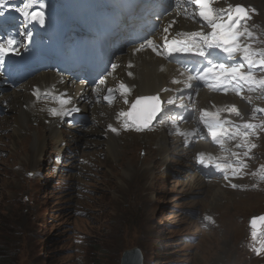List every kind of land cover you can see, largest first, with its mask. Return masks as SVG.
Instances as JSON below:
<instances>
[{
    "label": "rangeland",
    "instance_id": "1",
    "mask_svg": "<svg viewBox=\"0 0 264 264\" xmlns=\"http://www.w3.org/2000/svg\"><path fill=\"white\" fill-rule=\"evenodd\" d=\"M25 2L0 0V8L4 5L3 14L14 13L25 22L26 17L17 11ZM79 2L75 0V7L69 4L66 9L65 0H35L25 11L38 4L54 8L61 28L70 31V35L79 30L76 35L81 38L86 36V26L66 27L68 21H74V12L84 23L75 11L81 12ZM235 4L244 6L249 14L241 22L248 24L251 34L239 38L243 48L247 37L258 36V29L264 32V0H253L251 5L241 4L240 0H213L212 8L219 10ZM197 22L201 23L200 19ZM21 31L29 40L30 31L25 23ZM74 39L70 36L69 41ZM258 46L251 43L257 66L264 59L255 49ZM261 67L249 69L245 63L242 71H251L253 79L246 81L243 98L250 100L240 109L233 98L239 92L234 83L218 94L211 90L219 97L214 101L226 123L225 129H230L220 143L208 132V119H201L204 112L197 103L198 94L187 104L191 109L187 122L199 132L191 144L179 134L177 122L171 117H177L181 109L170 107L168 115L162 113L158 122L143 130L129 125L126 117L120 120V105L99 108L105 115L104 122L111 123V130L116 129L113 135L118 150L112 149L102 134L105 124H95L85 115L83 128L60 126L57 130L66 133L64 141L57 142L46 131L52 129L47 116L39 112V121H30L27 127L20 103L12 102V91L0 94V264H121L124 251L131 248L142 252L143 264H264V226L255 238L248 228L250 217L264 214V186L260 183L264 184V173L259 174V165L264 166ZM39 74L33 73L31 77ZM29 81L15 89L17 95L29 88ZM136 99L137 96L133 100ZM176 100L173 98L172 105ZM233 107L237 112L230 111ZM246 124L254 127L247 128ZM164 126L170 135L164 130L163 140L160 132L150 134ZM181 138L177 145L172 141ZM47 141L52 143L44 153L41 147ZM225 141L224 146H219ZM199 143L211 154L225 155L224 163L239 168V175L231 173L226 180L208 172L197 162L202 150ZM228 156L231 160H227ZM230 177H239L245 193L232 191L236 190L232 186L225 188ZM196 179L201 180L198 185ZM220 186L225 188L222 197L216 194L221 192L217 190ZM252 187L255 189L249 190Z\"/></svg>",
    "mask_w": 264,
    "mask_h": 264
},
{
    "label": "bare ground",
    "instance_id": "2",
    "mask_svg": "<svg viewBox=\"0 0 264 264\" xmlns=\"http://www.w3.org/2000/svg\"><path fill=\"white\" fill-rule=\"evenodd\" d=\"M240 1H241V4L243 2L245 4L251 5L253 0H240ZM132 2H134V0H82V3L85 4V6H83L84 12L86 14H90L93 18H97V19L102 20V21H107L109 19L108 17L111 16V19L108 22V26H106L107 30L105 29L107 33L102 34L103 37L111 36L112 34H115L118 29H122L125 24L127 25L125 20L117 19L115 14H116L117 9L119 7H124L125 5L129 6V5H131ZM150 2H149V4H151ZM135 4L140 9H143L145 5H149V4H146V0H138ZM101 5L108 8V11H106V12L113 11L112 15H108V14H104V13L98 14L97 10ZM151 5H155V8L157 10H160L158 8V7H161L160 2L159 3L152 2ZM212 6H213V2L211 3V7ZM177 8L183 10L181 17L176 18V16L174 14H172L168 17L163 18V22L165 23L164 28L167 27V25L169 23H171L172 21H175V24L173 25L172 29H169V33H165V32L163 33L162 44H164L165 36H167L168 40H170V39L177 38V33L193 32V31H201V30H203L204 32L211 31L208 28L201 29L196 25L194 20L199 18V16L196 15L195 18H193V15L196 13L197 9H193L192 6L191 7H185L184 2H181V1H179ZM221 9H226V8L225 7L219 8V10H221ZM84 12H82V14ZM83 17L85 19V16H83ZM189 17H191L193 20L192 21L188 20ZM115 22H117V24ZM33 24L37 25V26L39 25L38 22H34V21H33ZM103 24L104 23H100L99 26L102 27ZM112 24H113V27H111ZM45 35L49 36L48 37L49 40H47L45 42V45H44L45 50L52 54V59L56 63V65H62V66H66L67 68H69L68 65H70V64H67L66 62H64V61L69 60V56L66 55L65 53L63 54L61 52L62 35H61L60 28L58 27V25H55L54 28L50 29V31L48 33H45ZM197 40L199 41V38H197ZM154 43L157 44L158 41L156 39H154ZM75 44L77 45L78 48L92 49L93 45H95L96 42L94 43V42L90 41L89 44L85 45V42L80 41V39H79L78 41L75 42ZM27 48L28 49L34 48V49L42 50L41 42L37 38V33L33 34L32 39H31ZM57 49H59V52L57 54H54L57 52ZM214 49L216 50V48H213V50ZM158 50L160 51V48ZM218 50L221 51L220 49H218ZM222 54H223L224 60H226L230 63H233L236 60L241 59V54H238V53L235 54V58L231 59V60L228 59L227 53L222 52ZM59 57H62V58L59 59ZM61 61H63V62H61ZM115 62H116L115 65H117V68L115 70L114 69L110 70L109 76L104 78L103 83H100V84H98V86H95L92 88L87 87L84 90H81L77 87L78 90H76L77 91L76 96L71 93L72 91L75 90L74 87L72 86V87H65L64 88L63 84L58 79V77H59L58 73L55 74L54 71H51V72H46V73H40L39 75H37L33 79L34 80L33 82H36L35 87L29 88V90L28 89H24V91L20 90L19 95L16 94V91H12V94H11V97H13L12 102L13 103H20L21 109L23 110V114H22V116L24 117L23 121H25L27 127H29L30 121H32V122H36V121L38 122L39 121L40 116L38 114L40 112L39 111L40 108L47 109L48 112H51V111H53V108L55 106H61L67 110L70 109L74 113H78V115L88 116L89 119L95 124L96 123H98L99 125L105 124L104 127L102 126L103 127L102 128V134L105 136L107 143L109 144V146L112 149H114V148L117 149V147H116L117 142L115 143V141H114L115 137L113 135V131L111 130V128L109 126L111 123L110 122H108V123L104 122L105 121V115L103 114V112L101 113L99 110V108H102V107L107 109V106H109V105L106 104L105 101H107V102L113 101V98H111V97L108 100H105V96L110 94L109 89H113V91H115L116 94L121 99H124V101H125V99L126 100L130 99L134 95L139 96V97L159 95L160 100L164 99L166 101L170 100L172 97H180V100L182 103V108L188 107L187 104L189 103V101H191V99H193L194 95L198 94L197 103L200 105L201 110H203L204 113H207V115L205 117L207 119L217 120V124L221 125L225 129V125L223 123V120H221L222 117H220V114L218 112L219 108L217 107V105L214 101V99H218L219 97H218V95H213L212 91L209 92V89L207 88V83H212V81H213V77H211L210 75L207 74L205 79H203V80L200 79L198 81V85L193 86V82H195V81L190 80L189 76H187V74H185L181 70H178V68L175 67L173 64L166 62L164 57H163V54L157 55V53L154 51H145V52H140V53H134L132 51L127 50V52H125L123 55H121L120 57H117ZM69 63H71V62H69ZM98 67H99L98 64H92L91 68L86 71V76L93 75L96 72ZM59 73L63 75V74H66L67 71L66 70L60 71ZM129 73H131V75H129ZM68 80H69V78L66 77V81H68ZM121 83H124L128 88V92L124 95L121 94L122 90H120V88H119V85ZM189 84L191 85V87L188 86ZM48 85L50 86V90L48 93H46V92H44V89ZM166 85H167L166 89L163 90L162 89L163 86H166ZM215 89L216 90H223V87L219 86ZM73 97H75V98H73ZM39 99H41V100H39ZM100 103H103L107 106L100 104ZM237 103L240 105L239 99L237 100ZM167 104H169V103H167ZM125 107H126V104L124 103V106L122 105V108L119 111V114L121 112H125ZM165 108H167V106ZM239 109H240V107H239ZM67 115L68 114L65 113V118L67 117ZM107 115H109V114H107ZM113 118H117V116L114 115ZM113 118L111 117V121H115ZM230 120H232V119H230ZM212 123H214V122H212ZM115 126H116V124H115ZM181 126L182 127L180 130L184 133V137H185L184 140L186 142H188L189 138L192 137V135L194 134L195 128H193L189 123H183V124H181ZM173 127H175V125ZM167 128L170 131H173V128H171L169 125H167ZM228 128H229V126L227 127V130H230ZM128 129L133 130L132 128H128ZM164 130H166V126H164V128H162L159 131L154 130L155 132L152 131V133H150V134H154V133L157 134L160 132L159 134L161 135V140H163L165 138L164 137ZM46 131L48 133H50L51 135H54L57 139V142L58 141H60V142L64 141V134L66 132L57 130V128L54 127V124L52 125V129L50 131H48V130H46ZM166 132H167V130H166ZM167 134H168V132H167ZM168 135H170V134H168ZM149 136H151V135H149ZM156 136H154V137H156ZM154 137H152V138H154ZM221 137H223V136H221ZM52 141H54L53 144L55 146L56 145L55 140L52 139ZM52 141H50V144L47 141V145L41 147V151H43L45 153L46 150L48 149V147L51 145ZM172 141L177 145V144L182 142V138L178 141L177 140L176 141L172 140ZM189 142L192 143L191 140ZM225 143H226V141L219 146H224ZM199 144L202 147V150L200 153L204 154V157L207 161H209L210 166L217 164V163L220 164L218 161L221 159H224L223 157H219V155H215V154L212 155L211 154L212 151L208 152L207 147L205 145L203 146V145H201V143H199ZM20 147H22V146H20ZM201 147H200V149H201ZM184 150L187 153H189V150H187V149H184ZM187 155H189V154H187ZM209 158H211V159L209 160ZM227 160H231V158L228 156ZM220 165L227 169L228 176H229L231 174V169L233 166L228 167V165H225V164H220ZM248 167H249V165H247V167H244L243 169L246 170V168H248ZM220 174L222 177H224L223 171L220 172ZM238 175H239V172H238ZM229 180H228V183L225 184L226 185L225 188L227 190H229V188H228L229 186H232L233 184H235L236 190H232V191H241L242 190L241 192L245 193L244 190L242 188H240L243 186H242L241 182L239 181V177L235 178V179L231 178ZM195 181L197 182V185H198L201 180L198 181L196 179ZM260 183L262 186H264L263 182H260ZM214 187H216V186L214 185ZM220 187H222V186H220ZM225 188L222 187L221 189H217V190H220L221 192H217L216 194H218V196L222 197L221 194H223L222 191ZM253 189H255V187H252L249 190H253ZM256 190H257V188H256ZM256 192H260L259 189ZM231 225L232 224H230V226ZM243 252H244V250H243ZM253 252H254V250H253ZM259 252H260V250H259ZM258 255H256V256H258ZM262 256H263V254H262Z\"/></svg>",
    "mask_w": 264,
    "mask_h": 264
},
{
    "label": "snow or ice",
    "instance_id": "3",
    "mask_svg": "<svg viewBox=\"0 0 264 264\" xmlns=\"http://www.w3.org/2000/svg\"><path fill=\"white\" fill-rule=\"evenodd\" d=\"M35 2V0H26L23 8H18L17 11H20L26 18L30 17L31 20L40 19V22L43 23V13L39 11L27 12L25 11L28 7H30V3ZM190 4L196 6V13L193 15L195 18L196 15L199 16L200 21L203 22L211 31L204 32L201 31H193V32H184L177 33V38H174L169 42L168 37L164 38L163 47L167 49L169 54L172 53H181V54H195L200 57L206 56L207 49H220L223 53L228 54V59H234L235 54L242 53L241 59L245 61L249 66V69L257 66V61L253 59V56L256 53L252 52L247 45L241 48L238 43L239 37L244 34L239 30L241 26V20L247 17V12L244 6L236 5L234 8L229 7L228 9L215 10L211 7L212 0H188ZM43 7V4L40 5ZM171 25L164 28L165 33H169V29ZM246 32L247 29L245 28ZM31 35V33H28ZM249 35H251L249 33ZM199 38V41L197 40ZM202 42V43H201ZM16 43L14 39H8L5 43H0V61L2 58L9 53H17V50L13 48V45ZM147 46L152 48L157 55H161V51L159 45L154 44V41L148 39L146 41ZM210 54V53H209ZM264 56V53L260 54ZM259 66L261 70H264V59L259 60ZM116 66L113 65V68ZM245 67L244 63H234L232 65H228L226 63H219L212 65L211 67H207L203 70L199 75V79H205L208 73H212L213 77L216 81L223 83L224 80H243L248 81L253 79L251 75V71L245 73L242 69ZM131 75V73H129ZM196 77H189V79H195ZM175 82V81H174ZM103 83V81H101ZM259 84L264 85V79L259 81ZM191 87V85H188ZM121 94L124 95L128 92V88L124 83L119 85ZM113 89H109V93H112ZM110 97L105 96V100H108ZM127 103L128 101L125 100ZM167 103L172 104V100H168ZM162 111L160 97L159 95L155 96H147V97H137V99L132 102L131 109L128 112H121V116H126L128 120L136 123L142 122L144 126H147L154 118H156L157 114ZM232 112H237L235 107L230 109ZM238 114V113H237ZM207 113H202L201 119H204ZM205 126L207 127L208 132L211 134L214 141L220 143V138L226 133V129H224L221 125L212 122H205ZM245 127L252 128L254 127L251 124H246ZM112 131H116V129H112ZM246 135V133L244 134ZM240 145H237L239 147ZM233 155H236L235 153ZM246 155V154H245ZM211 158H209L210 160ZM197 162L205 167H209V161H207L204 157L203 153H198ZM218 171L224 172V178L228 179V172L225 167H222L220 164L212 165ZM228 167H232L228 165ZM239 172V168H232V175L235 176ZM232 187H236L235 184ZM264 222V216L253 217L250 220V227L253 229V237L256 236V227L257 221Z\"/></svg>",
    "mask_w": 264,
    "mask_h": 264
},
{
    "label": "water",
    "instance_id": "4",
    "mask_svg": "<svg viewBox=\"0 0 264 264\" xmlns=\"http://www.w3.org/2000/svg\"><path fill=\"white\" fill-rule=\"evenodd\" d=\"M158 114H157V116H158ZM157 116H156V118H157ZM156 118H154L147 126H144V124L142 122H136V123L133 122V123L146 128L152 122H154ZM261 216H264V215H261ZM263 224H264V222H261L258 220L257 221V227H256L255 231L260 230L261 227L263 226ZM121 264H143L142 252L138 248H131V249L124 251V253L122 255V259H121Z\"/></svg>",
    "mask_w": 264,
    "mask_h": 264
}]
</instances>
